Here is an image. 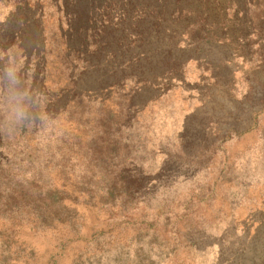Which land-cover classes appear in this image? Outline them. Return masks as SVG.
I'll use <instances>...</instances> for the list:
<instances>
[{"label":"rangeland","instance_id":"374dc122","mask_svg":"<svg viewBox=\"0 0 264 264\" xmlns=\"http://www.w3.org/2000/svg\"><path fill=\"white\" fill-rule=\"evenodd\" d=\"M20 1L0 0V264H264L263 0H206L202 26L67 0L69 59Z\"/></svg>","mask_w":264,"mask_h":264},{"label":"trees","instance_id":"16d2710c","mask_svg":"<svg viewBox=\"0 0 264 264\" xmlns=\"http://www.w3.org/2000/svg\"><path fill=\"white\" fill-rule=\"evenodd\" d=\"M34 6L30 5V0H22L20 1L19 7L20 8H35V3L39 4L38 9V18L40 21V33L43 38V44L46 46L51 44L58 47L59 45L65 44L66 51H65V58L69 59L70 55V48L68 43V38L71 33V27H70V12L68 11V4L67 0H33ZM71 1V0H68ZM75 3H81L85 2L86 0H73ZM88 6L90 9L94 8L95 11H98L102 7H106L107 4H105V1L103 4H101L99 1L101 0H88ZM92 1H94V4L92 5ZM143 0H141L142 2ZM160 7V11L153 12L151 11L150 17H148V21L151 20H158L159 22H162V17L165 16L167 18H172L174 13H178L179 17L181 18L183 14L185 16L190 15L195 18L197 25H201L202 23H205L207 21V18L205 16V19L201 18V9H203L206 5V0H155ZM99 2V3H98ZM252 0L249 1L251 3ZM130 3V1H128ZM136 3V2H134ZM264 3V0H263ZM142 7V6H140ZM135 8L140 10L138 8L137 4H135ZM24 10V9H23ZM69 12V13H68ZM160 13V15L158 14ZM203 16L206 15L204 11H202ZM160 16V17H159ZM202 26V25H201ZM54 31H56V35L54 36ZM54 38V39H53ZM51 40V41H50ZM53 40V41H52ZM219 40V39H218ZM219 44V43H218ZM229 44V43H228ZM221 51L226 50V47H223L225 44L220 43ZM48 46L44 48V51H42L41 55L43 57L46 56L45 51L48 49ZM48 54V52H47ZM48 55L46 56V59ZM235 57V56H234ZM54 59V58H53ZM227 61V60H226ZM224 61V62H226ZM228 63L230 61H227ZM240 70L239 66H235L233 69V75L236 74ZM214 76H211V79H213Z\"/></svg>","mask_w":264,"mask_h":264}]
</instances>
